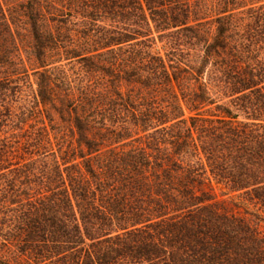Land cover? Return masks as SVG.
<instances>
[{"label": "trees", "instance_id": "16d2710c", "mask_svg": "<svg viewBox=\"0 0 264 264\" xmlns=\"http://www.w3.org/2000/svg\"><path fill=\"white\" fill-rule=\"evenodd\" d=\"M263 217L264 0H0L15 264H264Z\"/></svg>", "mask_w": 264, "mask_h": 264}, {"label": "rangeland", "instance_id": "374dc122", "mask_svg": "<svg viewBox=\"0 0 264 264\" xmlns=\"http://www.w3.org/2000/svg\"><path fill=\"white\" fill-rule=\"evenodd\" d=\"M159 48L161 47L160 44H158ZM161 52L163 53V50H161ZM32 81L33 78L31 77ZM35 88V86H33V89ZM32 89L31 88H24V100L26 101L27 105H30V100H31V96H29V94H31ZM264 220V217H263ZM264 226V222L261 224ZM6 228H0V264H15V252H14V248L12 246H10V251L8 253L7 248L9 247L6 243L5 239V234H6Z\"/></svg>", "mask_w": 264, "mask_h": 264}]
</instances>
